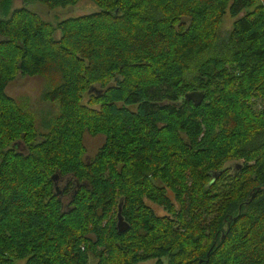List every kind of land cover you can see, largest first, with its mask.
<instances>
[{"label": "trees", "instance_id": "1", "mask_svg": "<svg viewBox=\"0 0 264 264\" xmlns=\"http://www.w3.org/2000/svg\"><path fill=\"white\" fill-rule=\"evenodd\" d=\"M12 1L0 0V264H264V0H21L95 7L54 24ZM16 76L42 77L56 112L35 125L4 94ZM84 132L103 136L88 161Z\"/></svg>", "mask_w": 264, "mask_h": 264}, {"label": "rangeland", "instance_id": "2", "mask_svg": "<svg viewBox=\"0 0 264 264\" xmlns=\"http://www.w3.org/2000/svg\"><path fill=\"white\" fill-rule=\"evenodd\" d=\"M26 7L31 12H34L38 17L44 21L51 24L56 23L59 20L66 18L77 17L81 15H86L95 11V7L88 1H79L73 7L67 8H55L52 10L47 9L46 7L35 3V2H22L21 0H13L11 3V8ZM233 18L229 16L227 11L221 18L219 27L217 28V36L223 37L231 28V23ZM54 36H58L55 33ZM44 79L40 76L35 77H23L16 76L12 81H10L4 88V94L14 100L19 105H25L28 110L34 113L35 125H38V120L46 116L48 113L53 114L56 112L55 106L50 105L49 103L43 102L40 100V94L44 88ZM95 88H98L95 86ZM86 97L84 96L82 102L85 103ZM42 132L41 129H39ZM103 136L101 134H87L84 132L81 135V141L84 146V153L82 155L83 160L88 161L91 156L95 153L97 148L102 143ZM18 151H22L17 149ZM235 161H229L225 163L226 167L233 166ZM228 170H230L228 168ZM67 180L66 176L58 177L54 180L55 187L58 189L62 186ZM70 181V180H69ZM60 199L63 203L68 200V194L65 193ZM157 214H161L162 210L152 206ZM23 260L15 261L14 264H22ZM139 264H152V261L148 260Z\"/></svg>", "mask_w": 264, "mask_h": 264}, {"label": "water", "instance_id": "3", "mask_svg": "<svg viewBox=\"0 0 264 264\" xmlns=\"http://www.w3.org/2000/svg\"><path fill=\"white\" fill-rule=\"evenodd\" d=\"M184 99L191 101L194 105H199L200 102L203 100V94L201 92H189L184 95ZM53 178H54V174L51 175V179ZM119 211H120V206L117 205L115 227L118 232H122L127 229V224L122 219Z\"/></svg>", "mask_w": 264, "mask_h": 264}, {"label": "flooded vegetation", "instance_id": "4", "mask_svg": "<svg viewBox=\"0 0 264 264\" xmlns=\"http://www.w3.org/2000/svg\"><path fill=\"white\" fill-rule=\"evenodd\" d=\"M102 141H103V140H102ZM100 145H101V144H100ZM55 179H56V178H55ZM66 183H67V182L65 181V183H64V185H63V186H65V185H66ZM54 187H55V186H54ZM55 189H57V187H56ZM115 222H116V220H115Z\"/></svg>", "mask_w": 264, "mask_h": 264}]
</instances>
